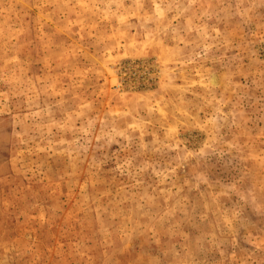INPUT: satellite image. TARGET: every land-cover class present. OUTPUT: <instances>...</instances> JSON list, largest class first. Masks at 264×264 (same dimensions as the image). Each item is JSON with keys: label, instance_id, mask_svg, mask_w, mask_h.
I'll return each mask as SVG.
<instances>
[{"label": "rangeland", "instance_id": "1", "mask_svg": "<svg viewBox=\"0 0 264 264\" xmlns=\"http://www.w3.org/2000/svg\"><path fill=\"white\" fill-rule=\"evenodd\" d=\"M0 264H264V0H0Z\"/></svg>", "mask_w": 264, "mask_h": 264}]
</instances>
